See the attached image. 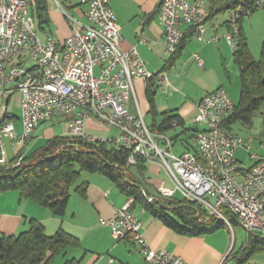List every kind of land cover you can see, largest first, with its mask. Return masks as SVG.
Listing matches in <instances>:
<instances>
[{
	"label": "built area",
	"instance_id": "built-area-1",
	"mask_svg": "<svg viewBox=\"0 0 264 264\" xmlns=\"http://www.w3.org/2000/svg\"><path fill=\"white\" fill-rule=\"evenodd\" d=\"M55 2L70 26V34L61 43L53 36L38 38L28 0H0V96L8 101L17 95L22 125L19 134L10 122L0 125V165L5 164L1 155L3 137H9L14 147H22L40 123L67 117L68 136L127 149L131 151L127 164L132 166L137 155L147 163H157L172 186L160 185L156 195L172 198L178 192L181 198L200 204L227 223L221 211L226 208L247 233L264 236V156L250 154L257 159L249 169H242L235 160V150L247 143L222 126L234 109L227 92L218 88L197 103L194 121L204 129L197 131L193 140L202 162L188 151L173 153L166 135L153 134L139 112L128 110L131 100L136 107L138 104L135 80L147 81L154 76L159 84H167V80L164 73L148 71L135 47L121 49L120 27L109 0H75L84 8V23ZM255 5L261 7L264 0H255ZM201 6V0L161 1L158 22L167 53L177 49L184 25L194 27L196 38L205 40L208 19ZM229 13L231 31L224 39L234 50L238 20L249 13L242 7ZM211 40L215 37L207 41ZM194 60L203 66L200 55L194 54ZM87 118L116 129L118 135L107 138L87 134ZM99 222L110 228L114 239L129 238L136 244L145 264H185L171 252L149 245L141 232L142 222L129 203L117 209L112 218ZM231 257L228 253L220 264Z\"/></svg>",
	"mask_w": 264,
	"mask_h": 264
},
{
	"label": "crops",
	"instance_id": "crops-1",
	"mask_svg": "<svg viewBox=\"0 0 264 264\" xmlns=\"http://www.w3.org/2000/svg\"><path fill=\"white\" fill-rule=\"evenodd\" d=\"M55 1L46 0L47 14L50 20V33L61 43L70 34V26L57 9ZM62 1L64 4L66 3V9H69L70 12L68 13L84 23V8L78 6L75 0ZM161 1L109 0V6L120 27L121 49L128 51L135 47L151 73L161 71L164 63L171 55L165 50L163 29L158 22ZM189 1L194 2L196 0ZM201 1L200 11L208 17L211 4L217 0ZM30 2L31 0H28V4ZM217 15L209 16L203 34L204 41L196 38V33L190 29V26L184 25L181 27L183 33L189 32L190 34L173 66L162 72L166 77L167 84L157 83L156 85V117L149 113V104L145 94L146 81L138 78L133 82L138 104L136 107L134 100H131L128 103L129 112L132 114L139 112L143 120L145 116H150V125L154 122L159 123L160 114L165 112L177 115L182 119L183 127L175 126L165 132L168 138L176 136L174 141L171 142L173 153L174 151L178 152L177 154L184 152L186 141L191 144L190 146H195L193 140L195 132L204 129L203 124L194 121L197 115V103L204 95L218 88H223L228 95V91L223 86L224 81H228L233 89H239V75L233 63L234 51L224 39L225 33L231 31L230 13L226 20H217ZM34 25L38 38L44 40L48 35L36 30L35 21ZM214 37L215 40L207 41ZM194 54L200 55L203 66L200 67L196 64ZM182 78H184V82L189 83L191 90L187 88L183 92L184 96L181 94L176 97L173 94L176 92L174 87ZM193 82H196L198 86ZM193 85L196 88H193ZM164 95L166 101L162 99ZM15 109L20 111L17 95L8 101L5 99L0 108V120L6 118L5 123H12L14 131L19 134L22 131V125L20 113L15 115ZM58 122L55 124H58ZM44 123L38 125L35 132L22 147H14L9 137H3L1 155L5 164L14 159L18 152L22 153L23 157L29 156L45 145L43 143L37 146L39 140H33ZM61 123L62 125L58 124V134L53 129L45 127L43 138L47 137L45 140H48L55 136L67 135L66 119H62ZM184 130H187V132H184ZM85 132L89 135L107 138L118 135L116 129L94 118L86 119ZM28 142H31L30 146H27ZM243 148L245 146L238 147L235 150L234 158L242 169H249L259 157L256 156L257 158L254 159L249 157L252 160L251 166L243 168ZM146 166L145 187L148 191L153 193L160 185L172 186L157 163H147ZM127 203H129L131 211L142 222L141 232L152 248L167 250L180 257L185 264H220L228 254L229 234L226 227L209 234L181 235L166 227L159 219L144 211L140 206L134 204L132 199H127L118 191L114 183L107 178L90 172H81L79 179L71 187L66 211L62 217L53 216L48 209L35 204L29 199L22 198L17 191L10 190L0 193V233L17 236L28 230L30 220H34L43 227L47 236L62 230L78 240L79 246L67 248L66 252L59 256L61 259L57 264H63L69 259L78 260L79 264H145L136 244L129 238L114 239L110 228L99 222V219L112 218L115 211ZM224 264H227L226 260Z\"/></svg>",
	"mask_w": 264,
	"mask_h": 264
},
{
	"label": "trees",
	"instance_id": "trees-1",
	"mask_svg": "<svg viewBox=\"0 0 264 264\" xmlns=\"http://www.w3.org/2000/svg\"><path fill=\"white\" fill-rule=\"evenodd\" d=\"M29 5L36 30L52 36L46 0H32ZM210 7L209 16L230 12L239 7L252 14L260 8L255 5V0H217ZM209 16L207 19L210 18ZM242 19L238 20V24ZM190 29L195 31L194 27ZM189 34V32L183 33L177 49L171 53L163 69L158 73L165 72L173 66ZM236 37L233 63L239 75V99L234 104L230 117L222 124L228 131H231V125L235 122L251 125L253 117L261 110L264 103V42L261 46L260 59L255 60L246 46L240 28ZM156 85L157 79L154 76L146 81L145 87L149 113L154 117L157 116ZM5 121L6 118L0 120V125ZM183 125L179 116L165 112L160 114L159 123L154 122L148 128L153 134L165 135L167 130ZM175 137L169 138L170 141H174ZM190 145L186 141L185 151L191 152L201 163L196 147ZM130 153L131 151L127 149L106 142H87L68 135L55 136L48 139L42 148L35 150L31 155L23 157L22 153L18 152L9 163L0 165V193L17 191L22 198L48 209L53 216L62 217L66 211L71 187L77 182L81 172H90L107 178L127 199H132L134 204L181 235L197 236L213 233L222 227H227V223L230 226L239 225L237 218L226 208H221V211L227 223L210 215L200 204L188 202L181 197L173 196L164 200L154 198L153 193L145 187L147 162L137 155L135 165L127 164ZM17 160L19 164L13 167ZM150 197L152 200L148 201ZM29 223L28 230L17 236L0 233V264H53L67 248L79 246L76 238L62 230L47 236L38 222L30 220ZM256 252L264 253V236L247 233L246 245L230 259L236 264H242L249 262ZM229 255L231 256V252ZM63 264H79V261L69 259Z\"/></svg>",
	"mask_w": 264,
	"mask_h": 264
},
{
	"label": "rangeland",
	"instance_id": "rangeland-1",
	"mask_svg": "<svg viewBox=\"0 0 264 264\" xmlns=\"http://www.w3.org/2000/svg\"><path fill=\"white\" fill-rule=\"evenodd\" d=\"M32 1V0H31ZM59 4L61 5L62 9L66 11L67 13L70 12L66 8V3L64 4L62 0H57ZM72 1V0H69ZM58 9V8H57ZM61 15H63L62 11L59 10ZM63 17H65L63 15ZM229 17V13L224 12L220 15H217V20H226ZM238 28L241 29L243 32V35L246 40V46L253 58L255 60L260 59V53H261V46L264 42V5H262L258 10H256L254 13L249 14L245 16L239 24H237ZM52 27V25H51ZM235 42H237V37H235ZM193 84L197 85L196 82H193ZM191 85V84H190ZM198 86V85H197ZM223 86L228 91L229 98L231 99L233 104H236L239 99V89L235 90L230 86L228 81H224ZM176 92L173 93L174 96L179 97L181 94L184 96V91L188 88V90H191L189 87L188 82H184V78L182 80H179L175 87ZM193 88H196L193 85ZM175 90V89H174ZM162 99L166 101L165 95L162 96ZM5 101V97L0 96V108L2 104ZM20 111L19 109H15V115H19ZM62 119H67V117H60L57 119H54L52 121H47L44 124H42L41 128L36 133L37 135L34 137L33 140H39L38 145L40 144H46L47 139L43 138L42 135L43 129L45 127H48L49 129H53V131L59 132L58 124L62 125L61 121ZM59 121V122H58ZM144 121L146 125H150L151 123V117L145 116ZM58 124H55L57 123ZM231 132L240 138H243V140L247 143V146H245L244 151L242 153V157L244 158L242 167L247 168L251 166L252 160L249 158L250 154H253L257 157L264 156V103L261 107V110L255 114V116L252 119L251 125H245L241 122H235L231 125ZM42 136V137H41ZM32 140V141H33ZM45 140V141H44ZM31 142L27 143V146H30ZM175 154L178 152L174 151ZM163 173V172H162ZM152 196L154 198L162 199L164 200V197H161L159 195L155 194V191L153 192ZM175 197H181L180 194L177 192L175 194ZM214 217H217L216 215H213ZM218 218V217H217ZM226 230L228 231V238H229V249L228 253L231 252V256L239 252L242 247H244L247 243V232L240 226V225H233L229 227L227 224ZM60 257H58L53 264H57L58 261H60ZM250 264H264V253L262 252H256L252 258H250ZM227 264H236L234 260L229 259L227 261Z\"/></svg>",
	"mask_w": 264,
	"mask_h": 264
}]
</instances>
